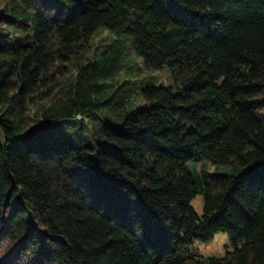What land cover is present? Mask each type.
Listing matches in <instances>:
<instances>
[{
  "label": "trees",
  "instance_id": "16d2710c",
  "mask_svg": "<svg viewBox=\"0 0 264 264\" xmlns=\"http://www.w3.org/2000/svg\"><path fill=\"white\" fill-rule=\"evenodd\" d=\"M0 264H264V0H5Z\"/></svg>",
  "mask_w": 264,
  "mask_h": 264
},
{
  "label": "rangeland",
  "instance_id": "374dc122",
  "mask_svg": "<svg viewBox=\"0 0 264 264\" xmlns=\"http://www.w3.org/2000/svg\"><path fill=\"white\" fill-rule=\"evenodd\" d=\"M5 3V0H0V10L2 9L3 5ZM111 38V35L108 32H102L97 44H101L104 42H108ZM134 65H141V59L136 57L134 53L131 51V49L128 48L126 51V68L132 69ZM126 69V70H127ZM134 76L131 78V87L132 90L135 92H139V84L140 82H148L152 83L156 86H168L172 84V79L168 72L166 70H161L158 72H142L137 73L133 71ZM126 75V72L120 73L117 78L124 79ZM148 85V84H147ZM135 92V93H136ZM134 94V93H133ZM207 170L210 172H213V168L210 166H206ZM193 209L198 213H202V207H203V199L200 195L196 196L192 203H191ZM230 239L226 233L218 232L216 233L213 238L208 242L203 243H197L194 245V250L204 256V257H219L222 256L227 250L230 248Z\"/></svg>",
  "mask_w": 264,
  "mask_h": 264
}]
</instances>
